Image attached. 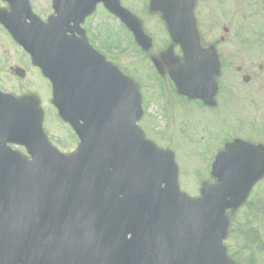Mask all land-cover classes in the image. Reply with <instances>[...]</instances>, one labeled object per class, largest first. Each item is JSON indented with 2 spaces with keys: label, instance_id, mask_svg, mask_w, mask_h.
Listing matches in <instances>:
<instances>
[{
  "label": "water",
  "instance_id": "water-1",
  "mask_svg": "<svg viewBox=\"0 0 264 264\" xmlns=\"http://www.w3.org/2000/svg\"><path fill=\"white\" fill-rule=\"evenodd\" d=\"M4 1L11 12L0 11V23L51 81L53 103L81 143L72 156L59 153L35 100L0 92V264H232L223 247L225 213L244 202L264 172V157L257 162L256 149L235 153L228 146L214 165L220 184L188 200L177 185L174 156L137 126V86L92 51L76 54L79 45L65 38L64 20L47 26L29 0ZM100 1L69 0L79 10ZM110 1L148 48L138 22ZM153 4L185 52V66L171 74L179 92L207 102L219 64L200 53L190 3L181 2L178 16L174 0ZM15 74L25 77L21 69ZM9 144L25 147L31 159Z\"/></svg>",
  "mask_w": 264,
  "mask_h": 264
},
{
  "label": "rangeland",
  "instance_id": "rangeland-1",
  "mask_svg": "<svg viewBox=\"0 0 264 264\" xmlns=\"http://www.w3.org/2000/svg\"><path fill=\"white\" fill-rule=\"evenodd\" d=\"M124 2L128 4V7H131L136 16L138 15L147 28V32L154 39L155 44L150 54L158 55L165 48L167 36L159 19L143 15V10L149 0H122V3ZM239 4L241 9L237 8V12L235 9L238 19V34L243 36L244 42L254 47L246 48L237 45L236 48L230 47V52L236 53L237 50H241L242 56L246 60L250 59L257 66H264V44L257 46L256 43H250L258 41V38L264 42V25L260 20L261 17L264 22V0H239ZM31 6L34 13L45 21L51 10L50 0H32ZM0 8L7 9V5L1 0ZM231 10L230 6L226 9L229 15ZM251 11L258 13L259 16L251 17ZM95 24L96 22L92 23V25ZM104 27L105 31L112 36V48H108L106 53L108 58L120 70L124 71L125 75L134 78L141 85L140 92L144 109V115L139 120L141 129L146 137L159 147L167 146L174 153L176 164L179 167L180 189L190 197L197 198L202 180L205 179L204 182L210 178L209 165L213 154L218 151L214 148L206 149L213 143L211 139L222 133L223 137L226 136L229 140L231 137L240 135L233 134L235 129H238L236 126L240 128L237 124L243 122L244 127L250 124L253 107L244 98L246 90L240 89L234 92L233 107L236 106V108L227 111L230 113L226 115L227 119L221 122V125L218 119L211 118L208 113L197 112L195 106L176 105V99L173 104H170L172 99H169V96H173L169 89L171 82L167 77L164 78V81L157 78L150 60L136 47L126 29L116 19L109 21ZM217 34H221V31H218ZM101 41L99 42V45L101 43L100 47L102 48L103 44L106 49L105 47L109 44H104V41ZM241 64L240 60L234 64V67ZM15 68H21L26 72L24 79L13 74L12 71ZM0 91L17 98L31 96L38 101L44 112L46 131L53 145L64 154L75 152L77 141L71 130L61 124L57 117L56 110L52 105L50 83L43 78L38 69L31 65L29 56H26L23 49L11 40L2 26H0ZM261 105V103L258 104V106ZM171 107L175 110L173 113ZM244 130L245 128L242 131ZM214 131L217 132L214 133ZM13 149L26 155L22 148L13 147ZM263 196L264 184L255 190L252 199L243 209L227 216L230 228L224 245L228 255L233 257L238 264H264ZM251 203L255 205H251ZM251 206H256L254 210L257 212L252 210Z\"/></svg>",
  "mask_w": 264,
  "mask_h": 264
},
{
  "label": "flooded vegetation",
  "instance_id": "flooded-vegetation-1",
  "mask_svg": "<svg viewBox=\"0 0 264 264\" xmlns=\"http://www.w3.org/2000/svg\"><path fill=\"white\" fill-rule=\"evenodd\" d=\"M150 1L151 0H149V3ZM192 2L194 4L193 11L200 34L202 49L204 52L214 50L217 53L222 72L218 77L219 91L212 104L205 105L200 101H190L187 98L178 97V105L186 107L192 104L195 106L197 112H206L211 118L223 122L227 119L225 118L226 115L230 113L227 111H232V109L236 108V106L233 107V102L235 100L233 99L234 92L240 89L246 90L244 98L250 103V106L253 107V114L249 126L244 127L243 122L239 123L240 128L238 133L240 135L238 136L239 138L233 141L240 139L256 146H263L264 148V66H257L253 61H250V59L246 60L242 56L241 50H237L236 53L230 52V47L236 48L237 45L246 48L254 47L244 42L243 36H239L238 34L239 30L237 28L238 19L236 12L237 8L241 9L239 0H192ZM228 6L232 9L230 15L226 11ZM251 12V17L259 16L258 13L254 11ZM143 15L148 18L156 17V19H159L162 23L161 15L150 12L149 6H147L146 9L144 8ZM113 20L114 16L100 4L96 6L94 13L85 19L81 26V34L76 31L74 35L77 38L86 40L96 51L108 59L106 53L108 52V48H112V36L105 31L106 28L104 26H107L108 22ZM260 20H262L261 24L264 25L261 17ZM94 22H96V24L92 25ZM218 31H221V34H217ZM100 40H102L101 42L104 41V44H109L105 47L107 50L104 49L103 44V49L100 47ZM257 40L258 41L250 43H256L257 46L258 44H263L260 38ZM246 41L249 42V40ZM167 46L169 45L167 44ZM174 54L177 59L176 66H178L180 64L179 60L182 57L180 47L174 49ZM240 60L242 64L234 67V64ZM165 71H168V69H165ZM259 103L262 105L258 106ZM243 128H245L244 131H242ZM214 139L217 140L219 146H225V137H223L222 133L212 138L211 141ZM207 149L211 150L212 147H208Z\"/></svg>",
  "mask_w": 264,
  "mask_h": 264
}]
</instances>
